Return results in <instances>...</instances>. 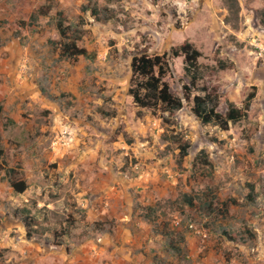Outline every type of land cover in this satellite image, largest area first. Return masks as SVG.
Here are the masks:
<instances>
[{
	"label": "rangeland",
	"instance_id": "rangeland-1",
	"mask_svg": "<svg viewBox=\"0 0 264 264\" xmlns=\"http://www.w3.org/2000/svg\"><path fill=\"white\" fill-rule=\"evenodd\" d=\"M97 1L111 10V21L101 23L84 12L89 0H78V4L75 0H0V62L7 60L9 72L21 75L19 89L0 79L5 98L9 92L11 96L18 93L15 105L0 102V142L4 140L0 148L5 149L0 173L3 168L14 169L15 180L29 183V192L23 196L9 199L4 194L0 235L5 231L17 238L25 217L37 225L23 227L28 239L39 238L47 245L66 244L64 235L72 227L73 234L84 225L89 227L86 231L93 230L84 220L81 202L90 204L92 195L100 197L103 187L83 193L88 182L93 184L100 174L98 179L106 181L100 183L105 188L129 189L130 203L156 202L171 228L191 234L187 226L195 224L204 230L208 238L200 241H211L223 258L238 259L242 264L261 260L264 173L258 178L257 172L264 169L263 110L257 103L245 119L223 130L202 124L192 108L194 97L203 96L202 88L220 96L221 114L226 112L227 100L242 108L246 96L257 93L255 67L262 62L244 49L255 35L264 41L258 17L264 0H239L240 15L231 17L230 23L226 22L224 0ZM60 11L72 28L70 36L81 32L77 45L88 52L71 64L57 61L60 35L53 18ZM75 30H79L76 35ZM187 42L202 54L197 89L190 98L185 95L189 81L183 56L173 58L174 75L166 79L172 93L182 99L183 109L171 116L162 109L155 114L149 108H138L129 95L133 58L142 53H170ZM10 48H14L13 54ZM33 94L36 96L30 98ZM17 102H22L21 109ZM12 109L27 124L13 122L9 117ZM27 125L29 139L24 135ZM184 148L187 155L181 157ZM33 154L42 177L37 173L28 177L22 167L23 160L30 161ZM256 184L261 199L253 204L247 194L249 186ZM152 187L156 188L153 193ZM158 189L166 195L155 196ZM184 194L195 200V207L183 201ZM209 200L216 209L229 205L226 216L214 218L217 225L213 228L207 227L209 218L199 210ZM49 203L52 209L47 207ZM178 220L181 226L175 227ZM70 239L71 235L69 243Z\"/></svg>",
	"mask_w": 264,
	"mask_h": 264
},
{
	"label": "crops",
	"instance_id": "crops-1",
	"mask_svg": "<svg viewBox=\"0 0 264 264\" xmlns=\"http://www.w3.org/2000/svg\"><path fill=\"white\" fill-rule=\"evenodd\" d=\"M75 2L78 4V0H75ZM64 5L67 7L66 2ZM261 9L262 8H260V10ZM61 12L62 11L58 12L53 18L55 26L56 19ZM259 31L264 32V27H261ZM262 32H259L258 35L263 34ZM248 34L249 32L243 35ZM59 50L58 46L59 54L56 55L58 62H68L71 64V61H74L66 58L61 59V52ZM244 50L248 51V53L255 58L254 60L259 63L260 61L262 62L261 66H258L256 63L255 67V73L258 72L259 77H257L258 83L253 84L257 87V93L251 108L254 109L258 103L263 110L264 116V56L258 57L249 49L248 45ZM9 53L13 54L14 48H10ZM8 69L9 63L7 60L0 62V79L12 82V87L14 88L17 86V89H19L21 75L18 74L14 76V73H10ZM22 83V85L28 84L27 82ZM11 93L12 92H9V96L5 98V94L0 92V102L5 100L7 101L5 105H15L18 93L15 92V96H11ZM35 96L36 94L30 95V98ZM20 104H22V102L18 103L17 109H21L22 106H20ZM5 109L11 112V108ZM12 110L13 113H11L9 117H13V122L19 125L27 124V119H21L20 114H18V112L16 114L15 109ZM2 114L3 110L0 108V115ZM26 127L29 129L28 125ZM29 132L30 129L26 130V134H24L27 139L30 137ZM8 142L7 140V143ZM3 143L4 140L1 138L0 144L2 146H4ZM251 143H255V140H251ZM261 143H263V140ZM2 149L4 150V155L1 159L5 156V149ZM33 158L30 159V161L23 160L22 162V167L27 171L28 177H32V173L33 175L37 173V176H40L42 173L38 165L37 168H35L36 161H38V159L36 160L35 154H33ZM33 166L34 170L31 171L30 168ZM9 170L10 168H3L0 173V204L1 201H4V194L10 196L9 199H14L17 195H22L15 194L10 187L7 175ZM263 173L264 169L258 171L257 177L260 178ZM90 176H93V173H90ZM90 176L88 175L87 178H90ZM98 178H100V174H96L93 184H91L92 182H88L89 188H85L83 193L86 194L90 192L94 187L95 189L103 187L104 190L100 192V197L92 195L90 204L85 201L81 202V207H83V212L86 216L84 220L87 221L90 227H93V230L89 232L86 231L89 227L84 225L82 227L83 230L78 229L75 234H73L72 230L74 227H72L71 230L64 235L67 238L66 244L47 245L42 244V240L39 238L28 239L27 232L25 231L26 227L22 223L21 225L25 229L22 227V232L17 238L11 237V235L6 234L5 231L1 233L0 264H242L238 259L228 260L223 258L222 251L215 248L211 241L202 243L200 238L192 234L171 228L170 224L161 216V214L164 215L165 213H162L163 210L156 206V202L131 200L132 202L130 203L128 199V194L130 195L129 189L124 188L118 191L115 186H108V188H105L106 184H102V186L100 183H105L106 181L102 179V182H100ZM26 183L29 185L28 182ZM147 187L148 186L145 188ZM252 188L254 189V193L252 194L255 195L257 202V199H261L260 196L258 198L260 185H250V191L247 197L252 192ZM155 190L156 188L152 187L151 193ZM158 190L155 196L164 197L166 195V192L160 189ZM27 192H29V190ZM144 192L145 189L143 190V193ZM261 196L262 200H264V195ZM4 203L6 204V202ZM6 205H9V202ZM40 206L42 205L38 204V207ZM47 207L52 209V203H49ZM155 208H160L157 210L156 216L154 218L148 217L147 210ZM33 213L35 214L36 212L33 211ZM208 222H212V219H209ZM33 226L36 227V223H34ZM171 231H173V234L176 236V238H172V241L171 237H167L166 234V232ZM70 235L71 239L69 243L68 240ZM47 236L48 234H46L44 238ZM213 236L216 235L212 234V237ZM224 243L227 244L226 242ZM260 259L261 260H257L256 262L253 260L249 261V264H264V256Z\"/></svg>",
	"mask_w": 264,
	"mask_h": 264
},
{
	"label": "trees",
	"instance_id": "trees-1",
	"mask_svg": "<svg viewBox=\"0 0 264 264\" xmlns=\"http://www.w3.org/2000/svg\"><path fill=\"white\" fill-rule=\"evenodd\" d=\"M109 2L112 0H108ZM155 3L161 0H153ZM224 4L228 10V17H226V22L230 23L233 18H238L241 12V5L239 0H224ZM82 10L84 12H89L91 17L95 18L98 22L106 23L111 21L114 17L111 10L108 8L100 7L98 1L89 0V3L83 6ZM259 24L264 27V7L259 11ZM67 20L64 19L63 13H59L56 19V27L60 35V40L58 41V46L61 51V59H72L76 60L79 56H87L88 52L79 48L77 43L82 40V33L79 30H75L73 33L79 32L78 35L70 36L72 28L66 24ZM58 48V47H57ZM184 57V72L188 79V85L184 86L185 95L190 98L192 90L197 89V84L201 80V70L199 59L202 57L201 52L196 49V47L187 42L182 45L179 49H172L170 53H165L162 55H149L147 53H142L135 56L131 63L132 78L131 85L129 89V95L133 98L134 104L140 109H151L155 114L157 111L162 109L165 113L169 115H174L175 112L183 109V101L181 98L176 97L170 88V85L166 81L168 77L172 78L174 75L173 58L174 57ZM224 69V67H221ZM203 96H195L193 99V115L204 125L214 124L219 126L223 130L229 128V124H236L248 116L251 109L253 100L256 97V93H249L246 96L244 105L242 108L236 106L234 102L229 100L226 101V112L221 114L218 112L221 100L220 96L214 92H210L207 88H202L200 90ZM139 116L142 115L141 111L138 112ZM166 122V120H165ZM4 155V150L0 148V159ZM187 155L186 149H183L181 157ZM8 182L10 187L13 189L15 194H24L28 189V184L25 181L15 180L14 169L8 171ZM254 189L248 195L247 199L249 202H256V197L253 195ZM183 201L191 206H194V201L191 196L182 195ZM222 210L213 208L212 202L206 201L202 203L199 207L200 213L203 212L212 222L207 224L208 228H213L216 226L214 218H221L220 216H226L229 211V205L223 204ZM159 209V208H158ZM158 209H148L147 216L154 218L157 214ZM216 211V213H214ZM23 221L26 228L29 225H34V221L30 220L29 217H25ZM223 227V225H220ZM174 232H166L167 237L176 238L173 234ZM226 233V232H224ZM223 235H226L224 234ZM252 239L255 236L251 232H247ZM29 236H31L28 233ZM61 245V244H58Z\"/></svg>",
	"mask_w": 264,
	"mask_h": 264
},
{
	"label": "built area",
	"instance_id": "built-area-1",
	"mask_svg": "<svg viewBox=\"0 0 264 264\" xmlns=\"http://www.w3.org/2000/svg\"><path fill=\"white\" fill-rule=\"evenodd\" d=\"M262 38L264 39V36H262ZM247 43L254 54H256L258 57L264 56V41H260L257 35L249 38ZM174 226L180 227L181 221L180 220L176 221L174 223ZM187 229L190 231L192 235L200 238L201 240H206L208 238V234L204 230L196 226L195 224H189L187 226Z\"/></svg>",
	"mask_w": 264,
	"mask_h": 264
}]
</instances>
